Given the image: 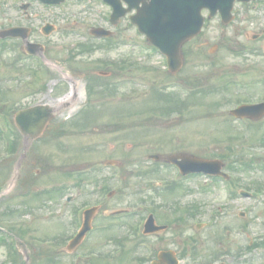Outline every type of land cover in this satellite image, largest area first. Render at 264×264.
Returning <instances> with one entry per match:
<instances>
[{
    "label": "rangeland",
    "instance_id": "1",
    "mask_svg": "<svg viewBox=\"0 0 264 264\" xmlns=\"http://www.w3.org/2000/svg\"><path fill=\"white\" fill-rule=\"evenodd\" d=\"M27 1L31 3L25 12L20 4ZM108 14L107 8L93 1L88 4L71 0L58 7H46L34 0H0V29L10 25L32 27L30 40L45 45L47 60L46 64L41 62L46 72L43 70L32 80L31 68H38L34 60L14 59L17 54L13 45L21 40L4 39L7 47L0 50V61L6 64L5 70L0 71V130L3 123L5 126V131L0 132V190L7 185L9 176L12 178L15 175L17 161L25 150L21 172L24 179L29 180L24 192L32 197L35 192L53 189V195L57 196L56 200L46 194L34 199L24 196L21 201H28V207L22 202L14 207L19 205L17 202L20 198L0 200V226L7 227L9 223L8 226L15 229L14 234L22 233L27 247L26 257L13 252L7 243H0V264H150L153 248L175 249L182 257L180 264H213L220 261L224 264H264V249L251 250L246 247L249 239L252 240L251 245L259 239L264 240V191L250 198L240 195L230 197L222 182L201 175L182 180L170 195L165 191L156 192L157 186L145 183L155 178H163L169 183L175 178L172 166L162 162L153 163L147 160V155L186 151L203 157L223 154L225 168L231 170L235 156L244 160L252 158L250 162L254 164L249 165L250 170L240 174L243 181L241 178L231 179L234 191L239 185L237 182H246L252 189L256 184L264 185V166L260 167L264 165V122L249 125L228 121L226 111L234 105V98L264 97V88L261 90L259 83L250 94L241 87L250 76L244 72L243 53L235 51L247 43L244 23L223 25L218 19L210 20L197 40L185 46L183 66L173 74L167 71L160 53L146 46L145 38L129 21L125 20L114 27L107 21ZM240 18L244 20L243 15ZM46 22L54 26L48 35L41 32ZM93 26L111 28L113 36L110 43L87 39V31ZM88 42L95 46L88 52L80 50V44ZM251 57L259 58L255 55ZM109 62L114 66L106 68ZM230 64H237L241 73H227L225 77L224 72L231 70ZM103 69L108 70L110 76L107 80L114 89L109 92L102 87V80L92 81L91 99L89 96V100L85 101L84 82L88 77L99 76ZM130 75L135 76V84L114 83L111 80ZM203 76L207 77L203 88L232 83V89H236L230 92L229 97H223L224 92L221 91L216 95L208 94L207 98L193 96L191 101L197 104L220 102L222 108L226 109L224 112L207 113L201 105L193 106L190 110L186 100L180 103L167 100L162 106L153 103L155 89L161 93L173 91L184 98L189 92L180 85L179 80L190 78L197 82L203 80ZM230 77L232 80L228 82ZM77 82L82 100L78 104L84 109L81 115L86 124L81 128L74 123L81 115L66 120L81 107L73 110L76 105L68 102L72 96L64 99L71 95L67 91L73 89ZM44 102L55 106L53 112L56 115L42 136L28 146L20 136L15 151H7L11 142L6 135L9 131L7 128H13L16 106L20 108L26 104ZM148 105L163 113L181 107L185 113L181 118H156L152 113L148 116L147 112L140 117L139 113ZM5 118L8 122H5ZM65 121L67 123L63 124ZM10 134L12 138L15 137L14 132ZM106 159L117 160L120 163L118 168L102 166ZM67 173L71 176H67ZM117 175H123V183ZM78 176L81 177L79 185L76 184ZM93 178L107 187L119 188L122 185L106 199L93 220V224L103 223L108 228L95 229L75 250L66 252L67 237L76 229L74 216L68 209L100 198L99 193L91 192ZM61 186L63 192L58 193ZM65 194H75L77 198L74 203L65 206V212L58 216ZM191 204H197L199 209L194 217L187 216L183 223L173 220L175 216L184 214L183 209ZM152 208H155L156 222L166 223L168 228L159 235L160 238L147 236L143 246L138 245L140 238L129 233L126 227L118 226L117 221L120 218L133 224L138 220V215L108 217L111 210L126 209L143 214L146 209L142 216L145 218ZM26 209L35 213L32 218L25 212ZM11 210L14 213L8 214ZM16 210L20 212L17 214ZM241 210L245 211L243 217L239 216ZM242 224L244 227H241ZM244 229L245 232H242ZM126 234L130 236L126 237ZM261 235V238L254 239ZM188 239L195 240V257L198 259L195 262H191V258H194L190 255L192 248L186 246L184 249H187V253H182L184 241ZM7 242L11 244L13 241L10 239Z\"/></svg>",
    "mask_w": 264,
    "mask_h": 264
},
{
    "label": "water",
    "instance_id": "2",
    "mask_svg": "<svg viewBox=\"0 0 264 264\" xmlns=\"http://www.w3.org/2000/svg\"><path fill=\"white\" fill-rule=\"evenodd\" d=\"M52 2H56L59 0H51ZM203 2L205 5H208L212 8L219 7L220 9H226V11L229 12V9L231 7V0H200ZM229 14V13H228ZM118 16V15H117ZM115 17V14L113 15ZM188 22V28L183 29L176 34H172L173 38L168 39L165 36V32L158 29L154 28L151 26H144L142 29L143 31H146L148 37L152 39V41H155L161 49L167 53L169 57V68L172 71H176L180 65H181V54L179 52L180 46L182 43L193 36L198 30L201 25V18L198 19V23L194 26L193 24H190ZM186 23L184 22V24ZM96 32H101L104 33V31L101 30H95L94 33ZM245 107H241L240 109L237 110V112L240 113H245ZM33 115H36L38 117L37 109L36 108H30L28 110L22 111L18 114L17 116V123L26 132H28L31 136L32 135H37L38 133L41 132L44 120H41L39 118L34 117ZM171 160L176 161V156H171L169 157ZM167 158V159H169ZM181 160L178 161L179 164H191L193 165V169H203L205 171L213 172L214 170V163L215 161H209V160H202L199 158H195L192 156H185L182 155L180 156Z\"/></svg>",
    "mask_w": 264,
    "mask_h": 264
},
{
    "label": "flooded vegetation",
    "instance_id": "3",
    "mask_svg": "<svg viewBox=\"0 0 264 264\" xmlns=\"http://www.w3.org/2000/svg\"><path fill=\"white\" fill-rule=\"evenodd\" d=\"M247 10L254 12V17L245 21L244 25V36L246 44L244 45V70L248 72L249 77L256 80H264V0H255L248 3ZM138 5L142 3L139 1ZM136 12V9L134 10ZM249 15L250 13L247 12ZM258 45L254 44L256 42ZM255 55L258 59H253L251 56ZM264 88V85H263ZM251 92V88H249ZM264 95V90L262 91ZM254 98L248 99V102H258L253 100ZM260 100H264L262 96ZM255 122V121H251ZM259 122V121H257Z\"/></svg>",
    "mask_w": 264,
    "mask_h": 264
}]
</instances>
